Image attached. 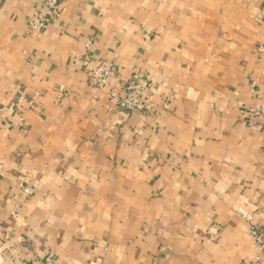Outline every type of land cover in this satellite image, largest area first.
<instances>
[{"label": "crops", "instance_id": "1", "mask_svg": "<svg viewBox=\"0 0 264 264\" xmlns=\"http://www.w3.org/2000/svg\"><path fill=\"white\" fill-rule=\"evenodd\" d=\"M43 2L0 0V264H251L264 0H62L35 33Z\"/></svg>", "mask_w": 264, "mask_h": 264}, {"label": "built area", "instance_id": "2", "mask_svg": "<svg viewBox=\"0 0 264 264\" xmlns=\"http://www.w3.org/2000/svg\"><path fill=\"white\" fill-rule=\"evenodd\" d=\"M43 10H37L34 18L29 23V28L35 33H42L51 19L60 16L62 0H44ZM90 56L85 59L87 65ZM93 84L97 87L106 86L113 77V68L108 65H99L90 75ZM146 84L138 81L129 82L120 92L111 91L110 100L114 107L130 112L144 111L147 109L145 104ZM26 100L23 92H19L18 102ZM247 114L264 119V103L247 111ZM251 236L259 250L258 255L251 264H264V225L252 226ZM43 264H53L52 261H46Z\"/></svg>", "mask_w": 264, "mask_h": 264}]
</instances>
